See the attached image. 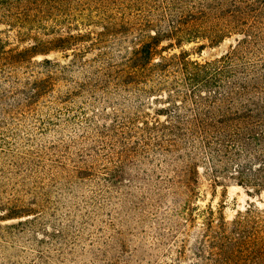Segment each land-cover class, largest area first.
Listing matches in <instances>:
<instances>
[{
  "label": "trees",
  "instance_id": "trees-1",
  "mask_svg": "<svg viewBox=\"0 0 264 264\" xmlns=\"http://www.w3.org/2000/svg\"><path fill=\"white\" fill-rule=\"evenodd\" d=\"M75 4L73 8L81 4L94 8L92 20L100 30L59 39L79 44L89 38L81 52L94 48L97 53L67 64L43 59L38 64L54 69L15 87L19 56L28 49L14 52L0 46V122L8 119L21 126L28 121L38 135L61 137L70 129L81 139L92 136L123 144L126 139L135 143L128 149L131 154L153 157L171 170L172 175L155 181L143 197L149 207L164 210L158 218L150 216L143 264H264V208L249 203L228 217L220 208H202L194 201L199 196V166L209 171L214 184L219 178L228 179L248 195L264 189V0H77ZM62 5L63 0H0V22L27 19L29 7L27 20L38 21ZM38 7L41 13L31 11ZM15 10L23 11L13 16ZM133 32L135 46L115 57L112 50L123 51ZM233 34L240 36L236 43L209 60L190 59L187 51L166 57L157 49L163 41L168 43L162 50L198 40L215 45ZM55 81L64 82L65 90L49 101L46 97ZM118 97L134 101L137 108L148 104L144 100L159 107L150 120L133 112L116 115L108 125H98L86 115L89 106L107 109L123 104ZM126 153H118L110 178L121 174ZM103 194L104 200L112 197ZM130 194L119 192L116 200L126 202ZM138 216L147 220L148 215ZM128 253L125 264H135V249Z\"/></svg>",
  "mask_w": 264,
  "mask_h": 264
},
{
  "label": "rangeland",
  "instance_id": "rangeland-1",
  "mask_svg": "<svg viewBox=\"0 0 264 264\" xmlns=\"http://www.w3.org/2000/svg\"><path fill=\"white\" fill-rule=\"evenodd\" d=\"M76 1L63 0L61 7L50 10L38 21L27 20L30 7L27 19L1 20L0 46L14 52L28 49L19 56L15 87L43 77L46 69H54L38 64L43 59L67 64L72 58L88 60L95 56L98 50L94 48L81 52L89 38L79 44H65L59 39L76 32L89 31L94 35L100 30L92 20L94 8L86 9L82 4L73 8ZM41 7L31 11L41 13ZM19 11L21 15L23 10H15L12 15H19L16 13ZM86 14L91 17L86 19ZM136 34H128L123 51L114 48L112 54L119 57L127 53L135 46L131 41ZM237 38L240 36L233 34L215 45L198 40L162 50L160 47L168 43L163 41L157 49L166 57L187 51L190 59L203 61L224 54ZM200 45L203 46L198 48ZM1 65L6 66L5 62ZM72 75L82 79L81 74ZM64 90V82L55 81L46 99L50 101ZM118 99L123 104L107 109L89 106L86 115L98 125H108L116 115L133 112L142 113L145 115L142 119L150 120L154 109L159 107L144 100L148 104L137 108L134 101ZM23 124L17 126L8 119L4 124L0 122V264H125L132 249L136 259L132 262L143 264L150 216L158 218L164 211L163 207L158 210L149 207L143 197L147 190L153 189L155 181L173 172L163 168L158 159L131 154L128 149L135 147V143L126 139L124 144L116 139L92 136L81 139L71 135L70 129L61 137L38 135L28 121ZM122 152H128L122 158L123 170L110 178L111 169L119 161L118 153ZM218 180L214 184L209 171L198 167L199 196L194 199L198 206L220 208L228 217L249 203L264 208V189L258 195L250 189L252 195H248L244 187L233 181ZM125 191L131 193L129 200L118 202V193ZM104 192L112 195L110 200H104L105 194L100 195ZM169 198L166 204H170ZM143 212L148 215L147 220L139 219Z\"/></svg>",
  "mask_w": 264,
  "mask_h": 264
}]
</instances>
